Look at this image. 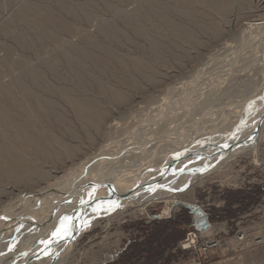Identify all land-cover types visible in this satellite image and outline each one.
Segmentation results:
<instances>
[{"label":"rangeland","instance_id":"rangeland-1","mask_svg":"<svg viewBox=\"0 0 264 264\" xmlns=\"http://www.w3.org/2000/svg\"><path fill=\"white\" fill-rule=\"evenodd\" d=\"M154 1L157 11L150 10ZM128 14L136 19L134 24L127 22ZM260 20L264 21V0H0V90L10 87L3 92L8 103L0 104V151H12L47 173L46 179L27 174L16 181L5 177L7 166L0 164V201L8 200L14 208L26 203L28 209L33 202L30 209L35 206V211L39 202L34 191L85 162L93 163L87 159L112 141L166 140L169 133L193 129L196 119L213 109L212 103L222 106L214 107L219 115L230 106L232 111L246 110L261 96L244 95L258 90L264 95V61L255 64L259 39L250 37L248 27ZM31 70L41 79L34 81ZM18 79L30 96L24 95ZM112 88L126 99L112 98ZM70 95L107 113L104 129L95 130L79 119ZM36 98L55 106L43 109ZM240 100L242 108L235 109ZM16 122L24 124L35 148L22 141ZM202 182L183 190L180 197L210 215L211 234L196 231L194 216L184 206L165 215L168 201L150 202L145 212L133 205L114 211L111 222L99 218L98 227L68 253L66 264H264V140L223 170L208 172ZM190 232L198 234V243L184 250ZM214 242L217 247L205 251Z\"/></svg>","mask_w":264,"mask_h":264},{"label":"bare ground","instance_id":"bare-ground-1","mask_svg":"<svg viewBox=\"0 0 264 264\" xmlns=\"http://www.w3.org/2000/svg\"><path fill=\"white\" fill-rule=\"evenodd\" d=\"M157 8H159V5L156 1L151 3V11H157ZM188 16H192V14ZM126 17L128 23L134 24L136 20H134V16L131 17L128 14L126 15ZM165 23L170 24L176 30L179 29L185 35L189 34L188 31L185 30V28H181L182 26H178L168 21ZM248 27L250 28V30L252 29L251 34L253 33V35L250 37L252 38L255 35V38L252 39H259V46L257 49L255 48V50H259L260 53L258 54L259 59H257L255 63L259 66L261 65V62L264 61V21L260 20L257 22H252L248 25ZM215 28L218 32L222 30L220 26L217 25H215ZM253 29L257 30L258 32L253 31ZM156 45L158 44H155L154 46ZM221 47L223 48L222 50H224L222 44ZM252 48L254 50V47ZM220 51L221 50H219L218 52ZM213 62L216 64L215 61ZM139 64L141 66L147 67V65H145L146 63ZM251 65L250 67H252ZM206 66H208V64H206ZM204 70L206 71V69ZM197 73L199 74V71ZM30 76L35 81L38 78L39 73L37 74V70H31ZM20 80L16 83L20 84L22 90L24 91V95L28 96L30 94V91L28 90L30 89L25 86L22 80ZM4 86H2L3 88L1 87V94L5 91L7 92V89H10V87H6L5 89ZM65 92L67 93V91ZM66 93L65 95H69ZM111 93H113L112 98L115 97L120 100L122 99L123 101L124 99H126V95L113 90V88ZM261 93L258 90L244 95L243 97L254 94V99H257L256 97L259 96L261 97L254 101V104L252 102L248 103V105H246V110L242 112L239 110L232 111V109H230L231 106L229 101V103H227L229 104L228 107L230 106V108H227V112L225 111V102L222 103L225 108V113L221 115H219V112L215 111L214 109H221L222 106H215L214 103H212L213 111L210 110V104V111H207L208 113H205L204 115H202L204 111L199 109L202 111V114H200L202 115V117L199 116V119H196V123H194L195 125H192L193 129L191 128V130L188 131L178 130L179 132L176 130V134H173V136H171L172 133H169V138L166 140L159 141L162 138H158V140H155L154 138L156 137H152L154 141H145V143L142 142L143 144H138L139 140L137 139H131L130 142H126V140L120 141V143H117V141H112V145L109 146L110 148L108 147L95 156L93 155L87 159H94L93 163L89 161L92 164H89V162H85L77 166V168L71 170V172L67 174L65 173L62 177H57L56 179L54 177L53 179L55 180H53L52 183L46 182L48 184H45L43 188L41 187V190L36 192L34 191L33 197L37 199V203L39 202L38 204H36L37 210H33L35 206L32 209L34 212L30 209L33 205V202L29 210L25 205L26 203L20 206L17 205L18 207L14 208L11 207L8 204V200L5 199L7 201H2L4 205L0 208V264H66V257L68 253L71 252V250L81 239V237L93 228L98 227L99 224L96 221L102 217L105 218L106 221H110L113 212L118 209L124 211V209L134 205L139 211L145 212L147 210L146 206L150 202L155 203L168 201V203L170 204H168L169 206L165 211V215H171L176 207H183L186 205H190L193 207L199 206L198 204L181 198L180 193L183 190L189 191L197 184H202V180L206 177L208 172H218V170H223V168L226 167L233 159L237 158V156L241 154L246 155L252 153L264 140V121L261 123V117L262 115H264V95ZM4 94L5 93L0 96L1 106H4L6 103H8V101H6V103L3 101ZM66 98L67 100L69 99V97L67 96ZM72 99L73 100L70 101V104L72 105V108L75 109L76 113H78L80 117L79 119L82 118V121L86 120L87 123L89 122L90 124L95 126V130H97L96 128H98V130H100L99 128H103V120L105 119L104 117L107 113L104 114L105 112L103 113V111H98L99 107L97 108V110L96 108H93L95 106H93L92 103L90 105V101L88 103V100L86 102L85 99V101L79 100L77 98ZM36 100L39 101L37 102L42 105L43 109H45L44 105H52V107L54 105V103H51L48 100V102L46 100L44 101L37 98ZM222 100L223 99L221 98V102ZM215 101L217 102V99ZM37 102L36 105H38ZM187 102L189 105V100ZM235 103L236 104H234V102H231V105H237L235 109L242 108L238 105H241L243 103L241 100ZM40 105L39 107H41ZM217 106H219V108H214ZM206 107L208 109V106H205L204 108L202 107V109L204 110ZM195 108H193V111ZM4 110L5 109H3V111ZM53 110L55 111L54 108ZM53 113L54 114L52 115L54 116V118L58 117L59 119V114H56L55 112ZM196 113L194 112V114ZM236 114H241L243 118L240 119V116ZM228 115L231 116L230 119L226 118L229 117ZM193 118L194 117H192V119L189 118L191 119L190 125L188 123L189 126H191ZM170 124L172 123L170 122ZM181 124L183 125V123ZM15 125L18 128V133L22 141L25 142V144H31V146L35 148L37 145L33 140L34 138L32 139L31 136H26L28 132L26 127L24 128V124L22 126L20 123L17 124L16 122ZM189 126L187 127L189 128ZM113 128L115 127H112L111 129ZM171 131L173 132V130H170V132ZM148 140L149 139H147V141ZM41 147L39 146L40 149L37 147L39 151L44 150V148L41 149ZM69 149L66 148V150ZM3 150L0 151V164H2V166L4 165V167L7 166L6 170L2 172L5 177L10 176V179L20 181L22 180L23 176L27 174H37L39 177L44 176L42 178L46 179L45 175L47 173L40 171L34 164L18 157L12 151ZM111 154L112 158H107ZM19 192L20 191H18V193ZM33 201L35 202V200ZM2 202L0 206L3 204ZM201 209L203 210L202 207ZM81 210L85 212V217L83 218V220L81 219V221H78L81 215ZM207 215L209 214L207 213ZM76 223L77 227L74 228V225ZM62 224L64 225L63 229L61 228ZM58 230L61 231L62 235H54V233H57ZM202 232L211 234L213 232V226H211V223L210 228Z\"/></svg>","mask_w":264,"mask_h":264},{"label":"water","instance_id":"water-1","mask_svg":"<svg viewBox=\"0 0 264 264\" xmlns=\"http://www.w3.org/2000/svg\"><path fill=\"white\" fill-rule=\"evenodd\" d=\"M264 121V115H262L261 117V123ZM187 210H189L191 212V214L194 217V227L196 229L197 232H202V231H206L210 228V215H207V213H205L201 207L199 206H190V205H186L184 206ZM85 217V212H83V210H81V215L78 221H81V219L83 220V218ZM160 217H155V219H159ZM78 223V222H77ZM77 223L74 225V228L77 227Z\"/></svg>","mask_w":264,"mask_h":264},{"label":"built area","instance_id":"built-area-1","mask_svg":"<svg viewBox=\"0 0 264 264\" xmlns=\"http://www.w3.org/2000/svg\"><path fill=\"white\" fill-rule=\"evenodd\" d=\"M198 234L195 232H190L187 236V239L185 240V245L183 246L184 250H192L193 248H196L197 243H198ZM241 239V238H240ZM217 247V244L210 243L209 245L206 246L205 251L211 250L213 248Z\"/></svg>","mask_w":264,"mask_h":264},{"label":"snow or ice","instance_id":"snow-or-ice-1","mask_svg":"<svg viewBox=\"0 0 264 264\" xmlns=\"http://www.w3.org/2000/svg\"><path fill=\"white\" fill-rule=\"evenodd\" d=\"M66 219H68V218H66ZM61 228L62 229L64 228V225L63 224L61 225ZM54 235H62V233H61L60 230H58L57 233H54Z\"/></svg>","mask_w":264,"mask_h":264}]
</instances>
